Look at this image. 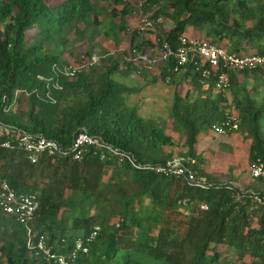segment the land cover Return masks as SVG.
Returning <instances> with one entry per match:
<instances>
[{
	"label": "trees",
	"instance_id": "1",
	"mask_svg": "<svg viewBox=\"0 0 264 264\" xmlns=\"http://www.w3.org/2000/svg\"><path fill=\"white\" fill-rule=\"evenodd\" d=\"M139 2L154 9L150 19L172 23L163 36L173 48L192 27L231 53L264 55V0ZM137 10L122 0H0V175L11 189L39 201L27 227L0 209V264H52L35 255L40 237L70 255L75 241L85 240L96 225L98 235L87 253L77 254L76 264H229L224 258L230 252L240 264H264V208L255 200L264 196V178H252L256 189L218 181L198 150L200 133L234 114L251 140L247 168L256 159L264 163L263 84L257 79L248 88L247 81L249 74L264 78L255 70L228 72L229 102L227 92L215 87V72L203 79L194 64L199 59L177 69L175 57L162 62L153 82L175 87L169 114L183 140L173 141L155 120L128 106L122 94L135 88L113 79L133 75L136 64L127 60L133 50L154 53L130 30L128 18ZM136 30L144 37L151 32ZM100 36L113 41L114 50H99V63L66 75L80 63L72 64L75 52L86 46V54H93L92 42ZM184 85L189 88L182 95ZM18 90L26 96L25 112L15 100ZM40 100L53 104L52 117L37 114ZM1 128L42 135L63 149L85 129L141 164L166 165L177 158L207 186H194L186 174L136 170L92 148L80 161L42 156L32 164L23 151L2 146L8 135Z\"/></svg>",
	"mask_w": 264,
	"mask_h": 264
},
{
	"label": "built area",
	"instance_id": "2",
	"mask_svg": "<svg viewBox=\"0 0 264 264\" xmlns=\"http://www.w3.org/2000/svg\"><path fill=\"white\" fill-rule=\"evenodd\" d=\"M137 9L141 8V3L137 4ZM134 13L133 15H135ZM140 16L139 30L141 32L152 29L155 24L160 25L164 21L161 18L155 20L150 19L151 14L143 12ZM169 31V30H168ZM168 31L162 34L161 40L154 43V53L136 52L133 50V58L128 57V61L136 64L134 75L141 76L143 73L150 74L154 71L157 64L168 61L171 57H175L177 67L185 65L188 61H194L197 65V70L202 72L204 80H209L211 72H215V87L217 90H227L230 87L228 72L241 71H257V74L264 78V55L258 54H234L227 51L225 48L211 42V40L200 38H186L183 34L177 40V47L173 48L164 36ZM100 57L97 54L82 56L80 63L74 67L66 69V75L74 77L84 69L99 63ZM208 66V69H204ZM169 79H166L168 81ZM239 119L234 114H226L220 125L213 127V132L216 135H226L228 131L238 129ZM7 135L8 139L4 141L2 146L8 150L19 149L27 156L28 161L32 164L37 163L42 156L45 157H69L74 161H80L88 148L99 151L101 158H105L107 154H112L120 159L127 161L132 168L136 170H154L162 175H185L187 180L194 186L204 188L207 186L204 180L196 179L192 172H186L180 164V160L175 158L166 165L153 166L150 164H141L136 161L134 156L120 148L113 147L105 142L99 136H93L86 132L85 129L79 132L74 138L71 145L63 149L60 144L53 139L45 138L42 135H33L19 130H9L1 128ZM248 173L251 178H264V163L261 159H256L251 162L248 167ZM257 203L264 208V196H256ZM39 208V201L33 194L17 193L9 186L5 179L0 175V209L7 215L12 216L15 220L27 227L33 220L35 213ZM202 210L207 207L200 205ZM100 231V226L96 225L92 228L89 235L82 240L78 238L74 243V248L70 255L57 253L49 247L45 239L40 237L36 243L35 255L41 257L47 263L52 264H76L74 260L78 253H87V244L91 243ZM29 234V233H28Z\"/></svg>",
	"mask_w": 264,
	"mask_h": 264
},
{
	"label": "rangeland",
	"instance_id": "3",
	"mask_svg": "<svg viewBox=\"0 0 264 264\" xmlns=\"http://www.w3.org/2000/svg\"><path fill=\"white\" fill-rule=\"evenodd\" d=\"M128 1L130 6L137 7L139 0H122ZM122 6H119L121 8ZM154 9L137 10L135 15H131L128 18V24L130 25L133 34L140 39H145L150 43L149 47H153L157 41L158 32L163 33L170 30L172 23L169 20H165L160 24V28L156 25L152 26L151 32L144 37L136 29L139 28L140 16L144 15L143 12L152 13ZM135 30V31H134ZM32 35V33H31ZM183 36L186 38H200L211 40V38L205 36V34L199 30H194L192 27H186ZM110 38V37H109ZM96 48L92 51L93 54L99 56L100 51L114 50V43L103 36L94 39L92 42ZM86 46L78 49L72 60V64H75L82 58V56H88ZM251 52V51H248ZM114 53V52H113ZM246 54V53H244ZM248 54V53H247ZM114 55V54H112ZM162 64H157L154 71L150 74H146V77H140L136 75L121 76L114 74L113 79L126 87L135 88L134 93L122 94L124 100L127 102L129 107L137 108L139 114L145 118H151L155 120L158 125L165 129L167 136L172 138L177 143H182L183 138L178 136V133L173 130V125L170 119V108L173 103L174 85L165 83L161 80L153 82V78H158ZM263 81V79H260ZM252 84L248 83V88H251ZM189 88L188 85H184L180 88L182 95L185 94ZM264 91V88L261 89ZM217 92V91H216ZM227 92V91H226ZM227 98L230 100L231 97L227 92ZM15 100L18 101V109L21 112H25L27 106L26 96L21 91H16ZM230 102V101H229ZM54 107L46 101L40 100L37 106V114L41 117L50 118L53 116ZM263 124V121H261ZM198 143V150L204 154L209 161V173L215 176L218 181L234 183L239 186L251 185L252 189H256L257 186L248 173V150L251 143L250 139L244 138V132L242 130H236L226 135H216L213 131L200 133ZM260 189H264V184L259 186ZM229 261V264H240L238 256L234 252H230L224 258ZM223 260V259H222Z\"/></svg>",
	"mask_w": 264,
	"mask_h": 264
},
{
	"label": "crops",
	"instance_id": "4",
	"mask_svg": "<svg viewBox=\"0 0 264 264\" xmlns=\"http://www.w3.org/2000/svg\"><path fill=\"white\" fill-rule=\"evenodd\" d=\"M130 30H131V28H130ZM257 79H261V78H259V77H255L254 74H249V78H248L247 81H248L250 84L253 85V84H256V83H257V82H256ZM262 84H263L262 87L264 88V81H262ZM261 89H262V88H261ZM229 101H230V100H229Z\"/></svg>",
	"mask_w": 264,
	"mask_h": 264
},
{
	"label": "clouds",
	"instance_id": "5",
	"mask_svg": "<svg viewBox=\"0 0 264 264\" xmlns=\"http://www.w3.org/2000/svg\"><path fill=\"white\" fill-rule=\"evenodd\" d=\"M261 77V76H260ZM263 78V77H262ZM230 88V87H229ZM228 90V89H227ZM227 90H225V91H227Z\"/></svg>",
	"mask_w": 264,
	"mask_h": 264
}]
</instances>
